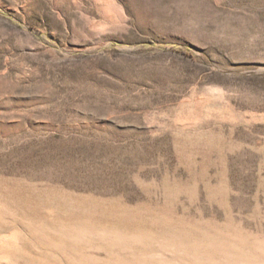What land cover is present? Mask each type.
<instances>
[{
  "label": "rangeland",
  "instance_id": "1",
  "mask_svg": "<svg viewBox=\"0 0 264 264\" xmlns=\"http://www.w3.org/2000/svg\"><path fill=\"white\" fill-rule=\"evenodd\" d=\"M0 264H264V0H0Z\"/></svg>",
  "mask_w": 264,
  "mask_h": 264
}]
</instances>
